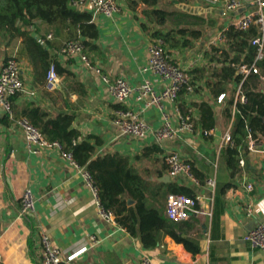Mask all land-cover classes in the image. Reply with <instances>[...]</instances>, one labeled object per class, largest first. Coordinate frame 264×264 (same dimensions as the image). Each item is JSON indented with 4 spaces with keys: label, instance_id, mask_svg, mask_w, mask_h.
<instances>
[{
    "label": "crops",
    "instance_id": "0c3cea01",
    "mask_svg": "<svg viewBox=\"0 0 264 264\" xmlns=\"http://www.w3.org/2000/svg\"><path fill=\"white\" fill-rule=\"evenodd\" d=\"M193 1L200 5L177 3L167 6L169 10L180 11L181 5H186L187 9L182 11L205 19L200 39L192 40L189 47L178 45L169 50L172 60L182 67L195 62L189 71L207 64L204 52L210 44L203 42L210 33L207 29L216 26L212 36L217 35L234 19L249 11L243 7L226 13L220 6L206 0ZM143 9L142 4L130 9L124 1L113 18L95 16L93 22L97 25L98 37L86 51L93 65L111 80L123 77L132 86L149 80L160 90L164 86L161 79L144 70L147 45L155 39L152 33L159 28L147 21ZM211 21L213 24L206 27ZM37 26L41 34L48 31L43 23L39 22ZM168 28H162V32ZM11 46H2V49L16 56L24 82V90L12 103L13 111L19 113L33 105L52 116L70 114L73 116L72 127L81 134V139L87 135L101 139L94 156L117 152L128 156L148 181L173 182L190 189L196 196L199 211L188 218L191 227L185 237L198 246L199 252L187 250L170 236L162 237L154 248H144L137 237L115 221L103 220L79 170L70 165L56 148L29 154L21 130L0 113V248L3 264H40L39 236L42 232L48 234L63 256L87 247L72 264H141L143 256L155 264H264V251L251 249L244 240L250 229L264 224V155L245 148L238 155L243 163L234 170L228 168L222 137L230 129V121L221 116L219 109L210 135H202L200 127L196 126L194 133L157 142L153 131L161 124V112L154 105L143 107L131 95L122 106L139 112L149 126L146 136L135 140L121 134L113 123L114 110L119 104L108 95L96 73L52 49L63 73L57 74L58 81L51 87L46 82L37 84L28 59L21 53L20 40L16 41L14 48ZM1 62L0 57V66ZM203 80L193 79V94L181 93L176 102L164 103L174 122L176 109L209 97ZM258 87L264 91L259 80ZM189 112L194 120L196 111L190 109ZM256 136L262 138L264 147V135ZM149 147L157 149L145 156L144 151ZM169 152L179 153L200 180L194 183L184 175L168 176L164 157ZM134 157L138 159L133 160ZM208 180H213L214 185H207ZM248 184L252 186L250 190L246 187ZM26 187L35 197V212L31 217L20 219V196ZM248 205L252 212H247ZM91 236L96 242H91Z\"/></svg>",
    "mask_w": 264,
    "mask_h": 264
},
{
    "label": "trees",
    "instance_id": "16d2710c",
    "mask_svg": "<svg viewBox=\"0 0 264 264\" xmlns=\"http://www.w3.org/2000/svg\"><path fill=\"white\" fill-rule=\"evenodd\" d=\"M125 1L130 9H135L139 4L145 6L143 15L150 24L159 28L152 36L164 41L168 53L178 45L189 47L192 40L202 37L204 17L182 10L167 9L169 5L185 3L186 0ZM70 2L71 0H0L1 64L8 57H12L8 55L7 50L2 49V46L9 47L14 41L20 40L21 53L28 59L34 73V83L45 82L46 73L51 65L57 74H62L57 55L51 50H59L62 42L67 40H81L87 49L98 37V28L92 20V15L71 6ZM39 22L45 24L47 32L53 34V38L45 45L40 44L35 35L27 30L32 25L35 32H39L37 26ZM212 24L213 21L207 23L206 27ZM167 26L168 30L162 32V28ZM256 33L255 25H250L245 30H236L232 25L227 26L223 30V45H208L205 50L206 66L189 71L192 80L204 79L209 97L193 101L189 107L180 109L182 112L194 109L195 125L202 131L214 128L218 109L221 116L230 121L232 143L225 147L224 153L227 166L231 170L238 168V155L246 148L248 136L264 135V91L258 87L259 76L248 75L243 78L236 72L238 65L253 62L255 51L249 41ZM179 38H182V41ZM259 65L264 71V62ZM239 82H242L247 96L244 103L234 102L232 86ZM221 93L226 96L221 103H217V97ZM18 94L10 97L11 103ZM12 109L14 110V105ZM13 115L15 118L26 117L46 139L57 141L64 151L71 153L75 163L89 173L101 205L111 211L120 227L138 238L142 247L154 248L162 237L170 236L175 242L183 244L187 250L199 252L198 246L185 237L191 227L188 219L173 221L165 212L166 196L182 194L194 199L195 204L189 217L197 213L199 211L197 199L190 189L173 182L148 181L128 156L117 152L94 156L101 139L94 135H87L81 139V134L72 127L73 116L70 114L58 113L52 116L40 107L32 105L19 113L13 111ZM4 118L12 121L6 115ZM155 149L157 148L145 149V156ZM136 159L138 157L133 158ZM190 167L193 171L191 165ZM193 175L200 180L197 173L194 172ZM129 201H132V204H129Z\"/></svg>",
    "mask_w": 264,
    "mask_h": 264
},
{
    "label": "built area",
    "instance_id": "2783aa9c",
    "mask_svg": "<svg viewBox=\"0 0 264 264\" xmlns=\"http://www.w3.org/2000/svg\"><path fill=\"white\" fill-rule=\"evenodd\" d=\"M125 0H71V6L89 12L92 20L95 16L111 19L119 11L120 4ZM212 5L220 6L224 12L232 13L243 7H247L249 11L234 19L230 25L236 30H245L250 25H255L257 33L249 41L255 51V57L250 64H240L236 67L237 74L243 78L248 75H258L261 86L264 90V71L261 70L260 63L264 62V0H206ZM29 33H33L42 45L53 38L51 32L41 34L35 32L34 26L27 28ZM224 43L223 31L210 38L209 44L219 46ZM147 64L144 70H149L161 79L164 83L163 88L156 89L149 80H144L137 86H132L130 82L123 77L110 79L107 75L101 74L96 66L93 65L85 46L81 40H67L62 43L58 53L66 58H72L81 63L87 69L96 73L103 82L108 95L119 104L114 110L113 123L118 127L123 135H128L135 140L143 139L149 131L148 124L141 118L139 112L122 106L124 101L131 95L134 100L143 107L154 105L161 112L162 121L160 126L153 131V136L157 142L166 139L180 137L184 133H194L196 125L190 112H182L176 109V122L166 112L164 108L165 102H176L181 93L193 94L195 85L189 69L195 62L182 67L172 60L171 55L165 48V43L161 38L152 40L147 45ZM58 81V75L53 65H51L46 73L45 82L48 86H53ZM24 90V82L21 77V69L17 60L8 57L0 66V113L8 116L23 134L25 149L29 154H37L43 149L56 148L61 156L68 163L77 168L86 184L91 190L95 198V206L98 215L105 221L112 222L114 216L108 209L104 208L99 202L97 189L92 183L91 177L87 171L79 167L72 158L71 153L63 150L57 141L46 139L43 133L35 127L26 117H17L13 115L12 103L10 97ZM234 102L244 103L247 96L242 87V82L233 85ZM225 94L221 93L217 97V103H221L225 98ZM204 136L210 135L211 130L200 131ZM232 139L230 129H228L222 137V146L231 145ZM246 150L257 152L264 155L263 141L258 136H248ZM164 161L167 165V174L170 177L184 175L194 183L198 180L194 177L190 166L180 157L177 152H169ZM243 161L239 160V164ZM207 185L213 186V180H208ZM247 189H251L250 184L246 185ZM166 216L173 221H182L189 218L194 207V199L182 194H168L165 199ZM247 212H252L250 205L246 208ZM35 212V197L32 190L26 187L20 196V209L18 218L26 219L31 217ZM92 243L96 242L94 237H90ZM244 240L251 249L264 251V224H257L250 229L245 235ZM40 245V264H72L75 257L84 252L87 247L63 256L61 251L55 247L47 233L42 232L39 236ZM0 264H3V253L0 248ZM141 264H155L149 257L143 256Z\"/></svg>",
    "mask_w": 264,
    "mask_h": 264
},
{
    "label": "rangeland",
    "instance_id": "374dc122",
    "mask_svg": "<svg viewBox=\"0 0 264 264\" xmlns=\"http://www.w3.org/2000/svg\"><path fill=\"white\" fill-rule=\"evenodd\" d=\"M183 4H187V5H191V6H195V7H197L198 5H200V4L196 3V2H194L193 0H186V2L183 3ZM185 6H186V5H181V7H182V8L180 7L181 10H186L187 8H186ZM215 27H216V26H213V27L207 29V31L209 30L210 33L208 34V37H207L208 39H207V40H206V39L203 40L204 44H206V43L209 44V40H210V38L212 37L213 32H214V31H212V30H213V29L215 30ZM207 31L205 32L204 37L206 36ZM211 31H212V32H211ZM16 41H17V40H16ZM16 41L13 42V44H12L13 46H11V47L14 48V47L16 46ZM8 55H9V56H12V57H14V58H16V56H14L12 52L8 53ZM17 62H18V61H17Z\"/></svg>",
    "mask_w": 264,
    "mask_h": 264
}]
</instances>
